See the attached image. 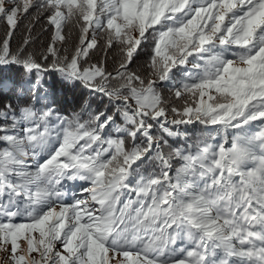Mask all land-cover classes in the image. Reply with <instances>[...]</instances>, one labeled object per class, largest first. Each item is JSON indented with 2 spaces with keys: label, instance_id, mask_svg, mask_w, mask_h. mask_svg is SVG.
Listing matches in <instances>:
<instances>
[{
  "label": "snow or ice",
  "instance_id": "snow-or-ice-1",
  "mask_svg": "<svg viewBox=\"0 0 264 264\" xmlns=\"http://www.w3.org/2000/svg\"><path fill=\"white\" fill-rule=\"evenodd\" d=\"M30 9L53 29L39 59L12 47ZM0 23V68L34 77L35 97L0 99V264H264V0H0ZM49 72L122 123L44 105ZM193 123L183 145L153 132ZM65 180L88 195L63 202Z\"/></svg>",
  "mask_w": 264,
  "mask_h": 264
},
{
  "label": "trees",
  "instance_id": "trees-1",
  "mask_svg": "<svg viewBox=\"0 0 264 264\" xmlns=\"http://www.w3.org/2000/svg\"><path fill=\"white\" fill-rule=\"evenodd\" d=\"M30 15L27 19H21V22L18 24V31L12 38V47L16 49L24 44V41L27 39L29 41L26 50L32 52L39 59L40 53L44 52L49 43L51 42L53 36L52 26L47 20V13L44 10H32L30 9ZM66 33H69L68 29H65ZM4 34V25L0 23V38ZM78 33L77 30L72 29V31L66 35L67 49L69 52L72 51L74 45L78 42L77 40ZM97 39L102 43V34L98 35ZM58 47L61 45L58 44ZM95 56L93 57V62H97L103 59L104 52L96 51ZM148 50H145V53L139 57L138 60H135L132 67L133 71L143 74L146 70V60ZM92 55V52H90ZM118 53H110L107 60V70L114 71L116 64L114 63V57ZM174 71H176L174 69ZM34 77L25 74V72L16 66H9L0 68V99L7 97L12 101L17 107L24 106L25 103L31 101L35 104L34 94L28 91L30 87V81ZM162 94L165 97H169L170 93L166 88L161 89ZM39 95L45 97L43 100L44 105H51L52 108L61 115H67L74 112L80 113L84 119L88 118L87 109L91 108L92 112L106 111L109 114H112L116 118V123L121 124V118L108 106L107 99H101L98 95L90 94L85 88L79 85H73L65 82L58 73L49 72L43 77V82L40 86ZM171 119V117H169ZM3 122V121H0ZM255 122H252V131H255ZM177 127V126H173ZM249 127V126H246ZM180 135L177 137H167L166 134H163L160 129L153 128V132L159 135H164V138L169 141L170 144L174 146L183 145L186 140L193 139L196 135L204 132V126L199 124H187L178 126ZM232 130H229V136ZM116 135V130L113 128L111 133ZM223 133L213 134V141H221ZM167 151V149H165ZM30 163L35 164V161L31 158H27ZM174 167L179 166L176 161L173 162ZM149 170H155L151 165L146 166ZM84 181H68L63 182L64 189V199L65 200H74L80 199L83 196H87L88 193H82L81 189L85 186ZM73 195L76 198H72ZM64 202V201H63ZM180 242L178 241V244Z\"/></svg>",
  "mask_w": 264,
  "mask_h": 264
},
{
  "label": "rangeland",
  "instance_id": "rangeland-1",
  "mask_svg": "<svg viewBox=\"0 0 264 264\" xmlns=\"http://www.w3.org/2000/svg\"><path fill=\"white\" fill-rule=\"evenodd\" d=\"M254 122H255V124H256V126H255V127L257 128L256 130H258V128H259V122H258V121H254ZM256 130H255V131H256ZM87 195H88V194H87ZM72 198H76V196H75V195H73V197H72ZM61 199H62V200L65 202V203H71V202L73 201V200H68V201H67V200H65V199H64V197H63V196H62V198H61ZM18 219H19V218H18Z\"/></svg>",
  "mask_w": 264,
  "mask_h": 264
}]
</instances>
